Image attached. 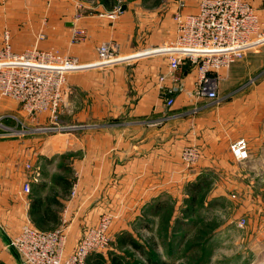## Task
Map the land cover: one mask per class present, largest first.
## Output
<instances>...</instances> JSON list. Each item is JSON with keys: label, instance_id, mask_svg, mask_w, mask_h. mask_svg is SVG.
Wrapping results in <instances>:
<instances>
[{"label": "crops", "instance_id": "crops-1", "mask_svg": "<svg viewBox=\"0 0 264 264\" xmlns=\"http://www.w3.org/2000/svg\"><path fill=\"white\" fill-rule=\"evenodd\" d=\"M95 1L0 0V48L7 37L12 54L36 46L40 51L56 50L75 58L80 66L66 79L71 94L61 116L66 119L64 124L49 115H38L30 123L19 109L25 128L28 124L40 127L0 132V264H20L8 247L9 241L40 215L33 210L34 197L42 202L35 196L34 185L42 188L49 169L54 170L57 159L65 154L74 155L70 161L76 173L75 195L57 200L62 208L58 226L64 228L67 250L77 244L85 229L96 226L103 214L114 219L110 235L127 231L133 221L144 227V232L151 226L146 220L159 209L160 198L185 194L201 175L227 172V167L235 174L264 172V47L246 55L244 59H251L248 70L231 71L230 66L226 71L229 83L255 72V76L261 75L256 84H227L225 89L219 85L218 103L195 100L188 96L193 72L184 66L181 82L187 90L168 107L156 84L159 73H165L166 60L161 56H150L138 64L119 62L104 70L87 66L94 64L96 49L104 42H117L119 55L126 56L159 48L171 40L175 0L168 3L169 12L162 11L158 19V10L142 5L140 9L125 5V11L114 19L102 18V6ZM248 1L264 23V0ZM78 3L84 8L80 14ZM77 27L85 29L86 37L75 45L70 38ZM39 34L43 39L37 40ZM6 117L10 115L0 119ZM242 137L247 140L249 157L237 162L229 145ZM188 146L201 151L194 170L181 164L182 150ZM218 153L221 156L217 157ZM24 183L29 184L30 194L23 192ZM105 254L100 255L104 260ZM119 256L101 263L110 264L116 257L121 262Z\"/></svg>", "mask_w": 264, "mask_h": 264}, {"label": "built area", "instance_id": "built-area-1", "mask_svg": "<svg viewBox=\"0 0 264 264\" xmlns=\"http://www.w3.org/2000/svg\"><path fill=\"white\" fill-rule=\"evenodd\" d=\"M196 5L194 12L185 13L182 0L176 1L171 15L175 24L174 35L159 48L121 56L117 42H104L96 49L94 64L87 67L104 70L119 62L138 64L150 56H161L166 60L165 73H159L156 84L166 106L172 107L176 96L187 90L181 82L184 66L193 72L192 90L188 96L218 103L219 85L225 80L229 67L264 47V23L247 0H198ZM119 13L120 7H117L113 11H102L99 16L114 19ZM85 37V29L77 27L70 42L77 45ZM40 39H43L42 34L37 37ZM2 44L0 96L15 101L30 120H36L38 115H49L56 120L59 113L67 108L71 94L66 87L65 74L77 71L79 61L60 55L56 50L40 51L36 46L20 54H12L7 37ZM248 148L243 137L229 145V151L237 162L248 159ZM200 159L201 151L195 146L183 148V168L194 170ZM26 169L31 168L26 165ZM34 173L38 177V169L35 168ZM22 189L25 194L31 192L28 183H24ZM113 221L110 215H101L98 224L85 229L82 238L70 250L66 249L63 227L44 233L28 222L10 239L8 247L20 258V264H86L91 254L100 256L106 253L111 242ZM243 224L245 220L239 221L237 226L243 228Z\"/></svg>", "mask_w": 264, "mask_h": 264}, {"label": "rangeland", "instance_id": "rangeland-1", "mask_svg": "<svg viewBox=\"0 0 264 264\" xmlns=\"http://www.w3.org/2000/svg\"><path fill=\"white\" fill-rule=\"evenodd\" d=\"M197 1L182 0L187 11L194 9ZM95 2L102 6L101 11L106 12L125 5L131 9H140L139 6L142 5L150 10H158V13H155L156 19L162 15V11L169 12V5L174 4L173 0H113V7L107 9L100 0ZM94 6L95 4L92 5ZM90 8L91 6L87 5L86 10L90 11ZM76 9L84 11L79 3ZM252 56L254 55L249 57ZM250 60L243 59L229 69L248 70L250 66L247 62ZM249 74L250 72H247L244 77L239 75L236 81L231 83L227 77L220 85L225 89L227 84L238 87L256 84L261 75L255 76V72ZM65 77L67 79L68 75L65 74ZM231 85L228 86L232 87ZM14 103L16 102L0 96V116L10 115L0 121V132L36 130L40 127L28 124L30 127L25 128L27 123H23L20 108ZM66 109L57 116V121L61 124L66 120L61 118ZM26 119L30 123L35 121L27 116ZM70 157L74 159L73 154H65L57 159L54 165L56 167L54 170L49 169L46 179L42 182L43 189L39 184L34 185L35 196H40L43 209H47V212L42 211V216L40 214L32 220V227L41 232L51 233L61 227L62 220L57 215H60L62 208L57 200H64L66 196L69 198L70 194L75 195L73 182L76 173ZM227 163L234 167L228 160ZM227 169V172L223 173L218 171L217 174L201 175L193 181L191 184L201 185L198 192L193 193L185 189V194L179 193L168 198L164 195L159 200V209L153 211V215L146 220H150V228H145L143 232L141 229L144 227H138L139 223L133 221L127 231L111 235L106 259H102L110 261L113 255L120 254L121 264H264V172L235 174L229 173V168ZM248 185L251 187L248 188ZM243 220L245 224L243 228H239L237 223ZM128 241L135 242L138 249L131 248ZM97 256L99 255L91 254L86 264H95Z\"/></svg>", "mask_w": 264, "mask_h": 264}, {"label": "trees", "instance_id": "trees-1", "mask_svg": "<svg viewBox=\"0 0 264 264\" xmlns=\"http://www.w3.org/2000/svg\"><path fill=\"white\" fill-rule=\"evenodd\" d=\"M101 4L104 5L105 8L107 9H111L114 5V2L113 0H100ZM198 182V181H197ZM66 182L64 181V184ZM67 187H68V183L66 184ZM201 186V185H200ZM200 186L195 183V184H191L190 186L187 187V190H190L192 191L193 193L195 192H198L199 189H200ZM198 190V191H197ZM32 205H33V210L35 211V215L38 214V212L42 215L43 212L41 211V208H42V204L39 200H37L36 198L33 199V202H32ZM38 216V215H37ZM127 240V238H126ZM129 244V246L131 248H135V249H138V246L135 244V242L133 241H128L127 242ZM101 260L102 257L101 256H97V259L95 260V264H103L101 263ZM110 264H121V262L119 261V259L116 257L114 260L111 261Z\"/></svg>", "mask_w": 264, "mask_h": 264}, {"label": "water", "instance_id": "water-1", "mask_svg": "<svg viewBox=\"0 0 264 264\" xmlns=\"http://www.w3.org/2000/svg\"><path fill=\"white\" fill-rule=\"evenodd\" d=\"M125 9H126V6H121V7H120V12H124Z\"/></svg>", "mask_w": 264, "mask_h": 264}]
</instances>
